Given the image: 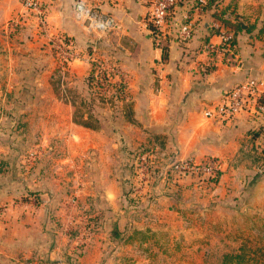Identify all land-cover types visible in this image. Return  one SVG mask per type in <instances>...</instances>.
Returning a JSON list of instances; mask_svg holds the SVG:
<instances>
[{
    "label": "rangeland",
    "instance_id": "1",
    "mask_svg": "<svg viewBox=\"0 0 264 264\" xmlns=\"http://www.w3.org/2000/svg\"><path fill=\"white\" fill-rule=\"evenodd\" d=\"M77 1L72 0L69 25L78 28L83 23L76 18ZM234 1L242 8V20L250 21L255 15L257 21L264 17V0ZM191 2L202 7L200 0ZM40 4L48 28L39 25L35 11L23 8L22 13L23 18L34 21L37 34L44 37L48 48V72L44 79L47 88L44 94L37 93L36 84L31 92L29 89L27 106H31L22 113L16 109L18 104L10 110H0V120L3 115L6 119L0 122V149L6 150L0 155V264H221L225 253L238 251L242 245L254 253L248 264L256 261L264 264V206L231 205L210 210L213 203L203 207L200 202L180 199L173 203L171 221L164 223L168 229L152 232L150 228H131L126 221L120 222V217L113 220L115 214L111 215L113 210L107 208L106 200L90 196V191L84 188L86 182L93 180L90 178L95 173V164L100 162L97 158L100 150L112 153L113 168H128L129 174H134L131 185L138 179L144 182L148 179L147 189L157 182L164 184L170 157L178 151L164 145L166 140L162 137L168 134L160 133L159 126H147L142 120L145 127L135 126L130 124L129 116L123 115V104L131 101L132 94L128 91L131 85L135 86V80L130 77L132 64L125 60L127 54L120 45L123 39L115 30L118 26L103 32L88 30L83 24L91 38L79 44L76 33L52 26L47 4ZM95 10L114 17L99 8ZM17 23L14 17L6 26L16 28ZM154 39L161 48L155 36ZM166 41L163 48L169 49ZM216 61L211 59L210 65L200 62L198 68L206 73L207 67H216ZM79 68L83 72H78ZM93 72L94 79L89 81ZM14 96L11 102H22L13 100ZM74 106L79 107L78 111ZM90 111L98 120L93 119L92 123L100 127L96 133L77 127L72 119L73 113ZM260 130L264 133V126ZM135 135L146 138L137 140ZM160 136L161 140L157 138ZM82 141H86L85 145ZM162 150L166 155H162ZM42 161L45 164L40 166ZM142 166L147 167L146 173L136 178L141 175ZM40 167L47 168V171L42 168L43 178L48 177L54 187L50 196L56 200L50 206L45 204L47 189L29 186L39 180ZM207 181L210 186L215 182L208 178ZM160 187L164 190L166 186ZM174 189L173 194L181 191L178 187ZM132 202L133 214L152 215L147 198L139 199L138 193L133 195ZM32 213L39 216L38 220L27 222L24 216ZM15 217L20 222L18 230L25 231L12 243L10 231H15L12 221Z\"/></svg>",
    "mask_w": 264,
    "mask_h": 264
},
{
    "label": "crops",
    "instance_id": "2",
    "mask_svg": "<svg viewBox=\"0 0 264 264\" xmlns=\"http://www.w3.org/2000/svg\"><path fill=\"white\" fill-rule=\"evenodd\" d=\"M39 1L47 4L49 20L55 29L76 33L79 44H84L91 38L84 30L83 24L78 25V28L73 24L69 25L72 22V0ZM86 1L119 21L115 30L121 34L123 42L120 45L127 54L125 60L127 59L128 64H132L133 71L130 77L135 80V86L131 85L133 89L131 87V91H128L132 94L131 101L129 103H126L127 100L123 101L125 103L122 108L123 115L131 118L130 124L145 127L142 120L147 126H159L160 133L168 134V137L162 135L157 138L161 140L162 137V140H166L164 145L171 147L175 152L178 151L180 157H193L198 161L213 158L221 165L218 179L211 183L212 186L208 184L207 178L178 177L171 171L169 174H164V184L157 182L153 185L154 183L151 182L153 186L150 185L147 189L148 179L145 182L138 179L134 185H131L130 178L134 174H129L128 168H113L115 165L112 161V153H103L102 149L97 157L100 158V162L95 164V173L90 178L93 180L85 184L84 189L90 191V196L106 200L107 208L113 210L111 215L115 214L113 220L117 221L120 217V222L126 221L130 227L138 230L150 228L152 232H157V229L161 228L168 229L164 223L171 221L173 203L180 199L191 203L200 202L203 207L213 203L210 210L230 208L231 205L235 207L250 205L255 208L264 206V170H262L264 133L260 130L264 126V110L253 108L231 119L208 117L205 114L207 109L223 102L227 98L228 91L236 84L248 78L264 79V21L261 20L264 17L261 16L258 21L256 15L250 21L241 18L240 22L247 27L242 26V30L236 33L235 54L227 58H218L216 67L210 72L203 73L198 68L200 62L210 65L211 61L203 48L209 42H219V38L215 30L212 31L211 22L214 18L211 13L203 10L198 2L196 6L191 0H180L176 4L165 30L169 59L164 61L163 49L155 45L152 25L147 19L150 10L149 0ZM236 4L234 0L222 2L219 11L223 18L236 21L237 14H242L241 6ZM23 8V0H0V110L2 111L10 110L15 104H18L16 109L21 113L26 111L31 106H27L29 98L26 96L29 89L31 92L36 84L37 93L44 94V88H47L44 79L48 72L46 66L48 48L45 46L44 37L37 34V29L32 23L34 21L30 22L23 18ZM14 17L18 20L16 28H8L6 23ZM188 22L194 23L192 37L184 39L182 27ZM81 71L82 69L79 68L78 72ZM12 95H15L13 100L22 99V102H11ZM19 95L24 97H18ZM74 108L79 109L78 106ZM87 117L85 114V119ZM72 119L77 127L87 131L96 133L100 129V127H85L75 122V113ZM5 120L3 115L0 122L3 123ZM88 121L91 123L90 120ZM135 137L137 140L146 138L142 135ZM81 143L85 145L86 141ZM92 143L96 144V142ZM135 144L140 143L135 141ZM3 151L0 149V155ZM125 158L126 156L124 160ZM39 164L43 166L45 162ZM97 164L100 166L99 169ZM42 168L44 169V167L39 169L42 172L39 180L36 179L37 182L29 186L33 189L40 187V190L47 189L45 204L48 203L50 206L52 201L56 200V197L50 196V190L54 187L48 177L47 180L43 178L45 174ZM44 170L47 171V168ZM136 178H142V174ZM161 185L166 186L164 190L161 189ZM174 187L180 188L181 191L173 194ZM150 188L151 190L148 191ZM135 189L137 191L134 193ZM138 193L139 199L147 198L152 208V215L133 214L135 211H132V198ZM24 217L31 223L39 218L33 213ZM16 219L18 218L11 220ZM19 225L20 222L15 221V231H10L12 243L14 239H19V233L25 231L22 228L18 230ZM28 229L32 231L31 227Z\"/></svg>",
    "mask_w": 264,
    "mask_h": 264
},
{
    "label": "built area",
    "instance_id": "3",
    "mask_svg": "<svg viewBox=\"0 0 264 264\" xmlns=\"http://www.w3.org/2000/svg\"><path fill=\"white\" fill-rule=\"evenodd\" d=\"M150 10L148 21L152 25L153 35L156 37L157 44L163 48L165 40V30L168 20L179 0H149ZM208 0H200L204 5ZM25 11H35L39 16V25L47 27V18L42 9V5L37 0H26L23 5ZM76 18L83 23L88 30L97 29L100 31H109L115 29L118 23L115 17L106 16L95 10V7L88 4L86 0H78L76 6ZM194 23L188 22L182 27V37L189 39L192 37ZM212 29L218 30L216 33L219 42H209L206 45V52L210 59L215 60L220 57L226 58V55L235 54V45L233 44L234 31L231 27L222 23L221 20L213 19ZM225 56V57H224ZM253 108L264 110V79L248 78L231 88L227 93V98L217 105L205 111L208 117H221L231 119L243 112L251 111ZM162 155L166 151L162 150ZM147 160L146 156L143 157ZM146 166L140 168L141 174L145 175ZM169 169L165 174L175 172L178 177H197L215 179L221 171V165L216 159H207L198 161L193 157L182 158L178 153L170 157Z\"/></svg>",
    "mask_w": 264,
    "mask_h": 264
},
{
    "label": "trees",
    "instance_id": "4",
    "mask_svg": "<svg viewBox=\"0 0 264 264\" xmlns=\"http://www.w3.org/2000/svg\"><path fill=\"white\" fill-rule=\"evenodd\" d=\"M180 1V0H179ZM224 0H208L206 4L202 5V9L208 11L211 13V16L214 19H220L222 23L225 25L231 27L234 31V38H233V44L236 45V33L242 30V25H241V16L240 14H237L236 21H230L229 19H225L222 16V13L219 11V7L222 4ZM153 29V28H152ZM215 32L217 33L218 30L216 29ZM164 47V46H163ZM168 47V46H167ZM235 50V49H234ZM163 60L167 61L169 59V49L168 48H163ZM214 67H207L206 68V73L210 72L213 70ZM89 81H92L94 79V72L89 76ZM126 87V85H125ZM78 111V109H76ZM129 113H131L129 111ZM87 119H85V113H80L76 112L75 113V122L82 124L85 127L89 128H96L97 126L92 123V120L94 119V114L92 111L90 113H87ZM90 120L91 123L88 121ZM96 122L98 121L97 119H94ZM219 176V175H218ZM217 178L213 179V181H217ZM139 234L143 235V233ZM254 255V253L251 251L250 247L248 248L246 245H242L238 251L235 252H227L223 255L222 262L221 264H248L250 260V256ZM253 264H263V262H253Z\"/></svg>",
    "mask_w": 264,
    "mask_h": 264
},
{
    "label": "water",
    "instance_id": "5",
    "mask_svg": "<svg viewBox=\"0 0 264 264\" xmlns=\"http://www.w3.org/2000/svg\"><path fill=\"white\" fill-rule=\"evenodd\" d=\"M241 25H242L243 27H247V25H245L243 22H241Z\"/></svg>",
    "mask_w": 264,
    "mask_h": 264
}]
</instances>
